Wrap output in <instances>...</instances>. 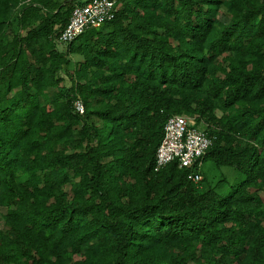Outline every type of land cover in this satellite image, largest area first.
Segmentation results:
<instances>
[{"label":"trees","instance_id":"trees-1","mask_svg":"<svg viewBox=\"0 0 264 264\" xmlns=\"http://www.w3.org/2000/svg\"><path fill=\"white\" fill-rule=\"evenodd\" d=\"M87 1L0 0V264H264V0H113L59 49ZM175 115L199 168L156 169Z\"/></svg>","mask_w":264,"mask_h":264},{"label":"built area","instance_id":"built-area-1","mask_svg":"<svg viewBox=\"0 0 264 264\" xmlns=\"http://www.w3.org/2000/svg\"><path fill=\"white\" fill-rule=\"evenodd\" d=\"M116 5L113 0H88L76 5L70 19L58 38L61 44H69L89 28H97L114 17ZM76 108L83 112L81 102H75ZM191 117L175 115L168 119L164 127V136L156 151V169L178 161L179 167L200 166V159L211 144L204 132L194 126ZM198 182L202 179L199 171L192 176Z\"/></svg>","mask_w":264,"mask_h":264},{"label":"rangeland","instance_id":"rangeland-1","mask_svg":"<svg viewBox=\"0 0 264 264\" xmlns=\"http://www.w3.org/2000/svg\"><path fill=\"white\" fill-rule=\"evenodd\" d=\"M66 44H59L58 43V47H59V49H61V50H65L66 49ZM72 59L74 60V61H76V60H79L80 59V57L79 56H77V55H72ZM6 212V210H5V208H1L0 207V217H1V215L2 214H4ZM0 225L1 226H3V223H2V221H0Z\"/></svg>","mask_w":264,"mask_h":264}]
</instances>
